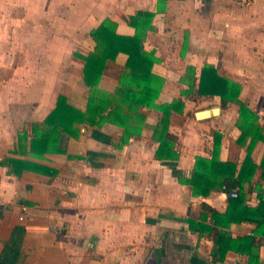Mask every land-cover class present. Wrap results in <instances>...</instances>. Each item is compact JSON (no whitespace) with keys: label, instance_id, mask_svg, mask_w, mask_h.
I'll use <instances>...</instances> for the list:
<instances>
[{"label":"crops","instance_id":"0c3cea01","mask_svg":"<svg viewBox=\"0 0 264 264\" xmlns=\"http://www.w3.org/2000/svg\"><path fill=\"white\" fill-rule=\"evenodd\" d=\"M138 11L152 13L143 46L164 79L156 103L178 98L209 64L240 85L239 98L264 133V0L246 7L237 0H0V264H264V141L249 153L256 168L243 183L244 208L229 210L219 187L194 195L185 183L195 157H211L213 131L221 135L219 160L239 170L250 137L240 142L237 104L202 97L172 113L174 160L155 157L161 113L146 108L140 136L124 143L117 124L73 122L59 140L53 136L57 151L41 146L40 122L60 95L79 110L87 106L81 57L94 48L90 32L111 18L118 34L131 36L125 18ZM126 60L116 56L100 89H115ZM214 107V116H195ZM202 203L241 219L221 227L231 238L253 240H228L213 260V236H199L186 221L200 220Z\"/></svg>","mask_w":264,"mask_h":264},{"label":"trees","instance_id":"16d2710c","mask_svg":"<svg viewBox=\"0 0 264 264\" xmlns=\"http://www.w3.org/2000/svg\"><path fill=\"white\" fill-rule=\"evenodd\" d=\"M151 20L152 13L148 11H138L133 16L125 18L127 24L135 29V33L131 36L118 34L117 23L111 18H105L90 32L94 48L81 57L84 62L82 79L88 87L87 106L84 111L79 110L69 105L65 97L60 95L56 107L43 122H40L41 146L46 152L57 151L52 147L55 139L60 135V131H67L69 123L73 122L88 124L91 127H101L105 122L117 124L122 128L120 142L124 143L132 137L140 136L145 120L143 109L146 108L161 113L160 121L153 129V139L158 142L155 157L160 160H174L179 154L175 149L178 137L170 129L172 113H182L186 102L197 103L202 97L218 96L221 107H226L230 103L238 105L236 125L240 130V142L243 143L247 137H250L246 155L239 170L233 161H220L218 152L221 135L213 131L211 157L196 156L193 173L185 183L192 187L194 195L205 196L214 187H219L230 197L229 210L233 206L244 208L243 183L252 178L256 168L249 153L256 141H264L263 129L258 123L257 115L239 98L240 85L220 75L216 68L209 64L204 65L199 74L192 75L193 79L181 87L178 98L170 103H156L164 79L152 71L157 57L154 53L146 51L143 46L146 32L152 27ZM120 52L127 54L125 66L117 73L115 89L111 92L104 91L98 87L100 78L108 71ZM187 71L195 72L193 68H187ZM38 126L39 124L36 123L31 124V127L36 129ZM45 127H48V130L44 129ZM236 170L238 173L234 175ZM236 188H238L237 196L231 197V191ZM262 198L264 201V197ZM201 207L203 210L200 220L191 216L186 221L189 229L197 232L199 236L205 232L213 236L215 240L211 251L213 260L222 257L228 248L223 246V243L230 242L228 240H253L248 236L233 239L230 233L221 229L228 227L231 222L241 221V219H229L228 210L226 213H219L205 203H202ZM208 216L210 222L204 223Z\"/></svg>","mask_w":264,"mask_h":264},{"label":"water","instance_id":"95a60500","mask_svg":"<svg viewBox=\"0 0 264 264\" xmlns=\"http://www.w3.org/2000/svg\"><path fill=\"white\" fill-rule=\"evenodd\" d=\"M218 112H219V107H214V108H211V109L197 111L195 113V116L198 119H202V118H206V117H209V116H214V115L218 114Z\"/></svg>","mask_w":264,"mask_h":264},{"label":"built area","instance_id":"2783aa9c","mask_svg":"<svg viewBox=\"0 0 264 264\" xmlns=\"http://www.w3.org/2000/svg\"><path fill=\"white\" fill-rule=\"evenodd\" d=\"M239 5L241 7H246L248 6L250 3H251V0H237ZM231 197H236L237 196V191L234 189L232 192H231ZM263 195H264V192H263ZM22 218V217H21Z\"/></svg>","mask_w":264,"mask_h":264}]
</instances>
